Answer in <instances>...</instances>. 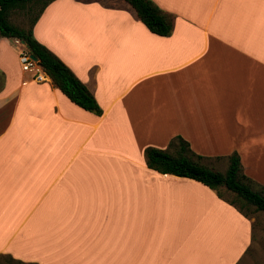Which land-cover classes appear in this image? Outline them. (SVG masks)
<instances>
[{"label": "crops", "instance_id": "crops-1", "mask_svg": "<svg viewBox=\"0 0 264 264\" xmlns=\"http://www.w3.org/2000/svg\"><path fill=\"white\" fill-rule=\"evenodd\" d=\"M151 1L172 17L170 36L149 32L125 0H55L33 26L101 116L44 72L40 82L22 72L18 48L0 38V255L25 264L264 256L251 219L145 162L147 148L180 137L201 163L237 153L264 188V0Z\"/></svg>", "mask_w": 264, "mask_h": 264}, {"label": "trees", "instance_id": "trees-1", "mask_svg": "<svg viewBox=\"0 0 264 264\" xmlns=\"http://www.w3.org/2000/svg\"><path fill=\"white\" fill-rule=\"evenodd\" d=\"M37 0H0V38L23 42L36 58L43 72L71 103L84 111L101 116L102 111L92 94L72 71L33 36V26L45 7L52 1L45 0L28 29L10 22L15 11L31 8ZM136 12L139 20L149 32L168 37L173 30L172 17L162 11L151 0H125ZM202 157L196 155L189 144L176 137L166 150L147 148L145 162L148 169L159 174L187 178L201 183L216 192L218 198L233 206L246 218L254 213L264 214V188L249 179L243 171L240 157L232 153L227 157V170L221 173L201 164ZM224 193L232 196L227 199ZM25 264L6 255H0V264Z\"/></svg>", "mask_w": 264, "mask_h": 264}, {"label": "rangeland", "instance_id": "rangeland-1", "mask_svg": "<svg viewBox=\"0 0 264 264\" xmlns=\"http://www.w3.org/2000/svg\"><path fill=\"white\" fill-rule=\"evenodd\" d=\"M45 0H37L36 4L34 3L33 5H31V8H27L25 10H21V11H15L10 15V22L22 29H28L31 25V22L33 21V19L36 17V15L38 14L39 9L41 8L42 4L44 3ZM3 40V39H2ZM4 42L9 45L11 48L17 49V52L19 53V50L22 48L20 45H17L16 43H13L12 39H4ZM0 87H1V78H0ZM258 116H263V114H258L255 113V118L256 120H258ZM259 125V124H258ZM261 126V125H260ZM261 132V136L263 135V128L256 130V134ZM246 134V133H245ZM225 162H213V161H207L203 160L202 161V165L212 168L215 171L221 172V173H225L227 170V158L224 160ZM245 162L246 159H245ZM225 198L227 199H232V196L228 193H224ZM220 199V198H219ZM253 221V232H254V246L256 248L255 251L257 252V257L260 254L264 255V214L263 213H254V215L251 216V218H249ZM212 248V253L216 251L215 247H211ZM1 264H6V263H1ZM255 264H264V256L259 260H257L255 262Z\"/></svg>", "mask_w": 264, "mask_h": 264}, {"label": "built area", "instance_id": "built-area-1", "mask_svg": "<svg viewBox=\"0 0 264 264\" xmlns=\"http://www.w3.org/2000/svg\"><path fill=\"white\" fill-rule=\"evenodd\" d=\"M14 43L22 47L18 53V60L22 72L31 74L33 79L38 82L44 81L46 78L44 77L43 70L41 69L38 61L32 59V55L27 46L19 40H15Z\"/></svg>", "mask_w": 264, "mask_h": 264}, {"label": "water", "instance_id": "water-1", "mask_svg": "<svg viewBox=\"0 0 264 264\" xmlns=\"http://www.w3.org/2000/svg\"><path fill=\"white\" fill-rule=\"evenodd\" d=\"M31 57H32V59H33V60H35V61H36V58H35L34 56H31Z\"/></svg>", "mask_w": 264, "mask_h": 264}]
</instances>
